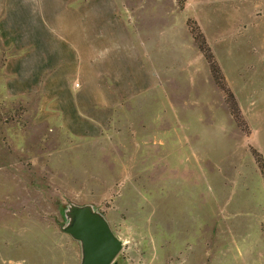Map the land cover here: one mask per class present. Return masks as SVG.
<instances>
[{
  "label": "rangeland",
  "instance_id": "1",
  "mask_svg": "<svg viewBox=\"0 0 264 264\" xmlns=\"http://www.w3.org/2000/svg\"><path fill=\"white\" fill-rule=\"evenodd\" d=\"M0 28V264H81L76 208L111 264H264V0H0Z\"/></svg>",
  "mask_w": 264,
  "mask_h": 264
},
{
  "label": "water",
  "instance_id": "2",
  "mask_svg": "<svg viewBox=\"0 0 264 264\" xmlns=\"http://www.w3.org/2000/svg\"><path fill=\"white\" fill-rule=\"evenodd\" d=\"M72 222L64 229L81 242V264H111L122 248V242L112 233L106 221L88 208L69 212Z\"/></svg>",
  "mask_w": 264,
  "mask_h": 264
},
{
  "label": "crops",
  "instance_id": "3",
  "mask_svg": "<svg viewBox=\"0 0 264 264\" xmlns=\"http://www.w3.org/2000/svg\"><path fill=\"white\" fill-rule=\"evenodd\" d=\"M21 49V43L18 40H14L11 36H5V30L2 31L0 28V67L8 65L6 58L13 56L18 53V57H21L22 53L19 52Z\"/></svg>",
  "mask_w": 264,
  "mask_h": 264
},
{
  "label": "trees",
  "instance_id": "4",
  "mask_svg": "<svg viewBox=\"0 0 264 264\" xmlns=\"http://www.w3.org/2000/svg\"><path fill=\"white\" fill-rule=\"evenodd\" d=\"M196 39L199 43V47H200L201 51L203 52L205 58L207 59V62L209 64V67H210V70L212 72L213 77L216 79L217 84H219V86L222 89H224V85L222 83H220V80H221L220 71H219L218 67L216 66L215 62L213 61L212 55L210 54L208 48L206 47V44L204 43V39H203L202 35L199 33L196 36ZM230 97H232V96H230ZM230 106H231L230 108L232 111L236 110V112H237L234 101H232V104ZM259 165H260V169L262 171V175L264 177V162L262 159H261V163Z\"/></svg>",
  "mask_w": 264,
  "mask_h": 264
}]
</instances>
